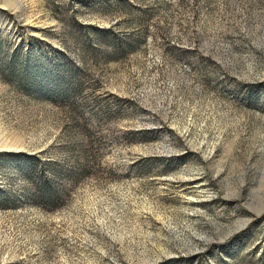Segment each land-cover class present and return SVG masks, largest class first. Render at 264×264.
I'll list each match as a JSON object with an SVG mask.
<instances>
[{
  "label": "rangeland",
  "instance_id": "rangeland-1",
  "mask_svg": "<svg viewBox=\"0 0 264 264\" xmlns=\"http://www.w3.org/2000/svg\"><path fill=\"white\" fill-rule=\"evenodd\" d=\"M0 264H264V0H0Z\"/></svg>",
  "mask_w": 264,
  "mask_h": 264
}]
</instances>
